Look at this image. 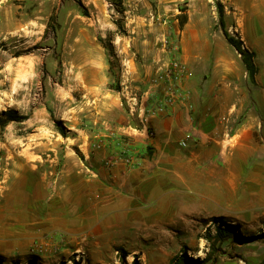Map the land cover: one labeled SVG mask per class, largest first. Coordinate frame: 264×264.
<instances>
[{
  "label": "rangeland",
  "instance_id": "1",
  "mask_svg": "<svg viewBox=\"0 0 264 264\" xmlns=\"http://www.w3.org/2000/svg\"><path fill=\"white\" fill-rule=\"evenodd\" d=\"M218 2L0 0V187L18 184L23 176L19 167L26 157L35 158V150L47 158L57 150L58 158L37 159L46 167L29 178L43 174L51 179L50 188L60 185L65 142L72 145L83 130L98 133L105 126L121 127L118 151L127 167L121 173L134 169L138 160L131 157L128 143L136 136L148 139L152 129L147 119L157 111L159 99L170 89L183 90L185 79L171 77V62L176 59L193 69L183 59V36L189 33L192 41L194 29L201 28L224 35ZM10 109L22 120L9 119L4 112ZM56 120L65 126L66 137ZM114 162L108 157L100 163L102 171L91 168L89 176L119 187ZM173 206L163 221L157 214L154 221L146 216L143 225L120 232L111 245L71 254L64 250V235L43 234L34 236L31 261L1 262L170 264L187 255L186 264H264V202L256 211L236 205L225 213L244 238L233 236L215 247L207 238L216 233L217 215L190 205L185 210Z\"/></svg>",
  "mask_w": 264,
  "mask_h": 264
},
{
  "label": "crops",
  "instance_id": "2",
  "mask_svg": "<svg viewBox=\"0 0 264 264\" xmlns=\"http://www.w3.org/2000/svg\"><path fill=\"white\" fill-rule=\"evenodd\" d=\"M217 1L224 6L228 32L255 52V77L225 35L194 29L191 41L185 34L183 59L193 68L182 83L187 98L151 114L150 137L128 143L138 165L121 173L127 167L118 151L122 132L117 126L98 133L83 130L74 144L65 142L61 183L53 188L43 174L29 177L46 167L37 159L53 162L57 150L48 158L35 150V158L21 163L18 184L0 187V260L31 261L34 238L43 234L64 235V250L71 254L111 245L117 234L143 225L146 216L154 221L157 214L163 221L171 204L217 216L236 205L259 209L264 202V0ZM108 157L115 158L119 187L89 176L91 168L102 171Z\"/></svg>",
  "mask_w": 264,
  "mask_h": 264
},
{
  "label": "trees",
  "instance_id": "3",
  "mask_svg": "<svg viewBox=\"0 0 264 264\" xmlns=\"http://www.w3.org/2000/svg\"><path fill=\"white\" fill-rule=\"evenodd\" d=\"M218 7V12H219V20H220V26L222 27L223 33L226 36L228 42L233 45L238 52H240L242 54V58H243V62L250 74V76L252 78L255 77V75L258 73V66L255 62V52L251 51L250 49H248L243 40H241L240 38H236L235 36L231 35L228 30L226 29V23H225V10H224V6L218 2L217 4ZM5 115L8 116L9 119L12 120H18L21 121L22 118H18L17 116H15L16 111L13 109L7 110L4 112ZM56 122L59 124V133L62 136H67V130L65 128L64 125H62L59 121L56 120ZM213 221L216 223L217 227H216V233L214 236H208V241L212 243V245L215 247L216 242H222L226 239H229L230 237L233 236H239L241 238H244V236H242V234H240L239 232H237V225L233 224V223H229L225 220L224 216H215L213 217ZM264 236V233L262 234ZM188 257L187 255H182L178 258H174L172 259V261L170 262V264H186L188 261ZM0 264H2L1 260H0ZM14 264H18V263H14ZM31 264V262L29 263ZM134 264H139V262L136 260Z\"/></svg>",
  "mask_w": 264,
  "mask_h": 264
},
{
  "label": "built area",
  "instance_id": "4",
  "mask_svg": "<svg viewBox=\"0 0 264 264\" xmlns=\"http://www.w3.org/2000/svg\"><path fill=\"white\" fill-rule=\"evenodd\" d=\"M170 74L176 82H180V80L189 77L191 72L182 62L175 59L171 62ZM178 97L187 98L186 93L181 90L180 87L168 90L167 93L159 99L157 111L162 112L172 107L176 103ZM182 145L186 146V143L182 142Z\"/></svg>",
  "mask_w": 264,
  "mask_h": 264
},
{
  "label": "bare ground",
  "instance_id": "5",
  "mask_svg": "<svg viewBox=\"0 0 264 264\" xmlns=\"http://www.w3.org/2000/svg\"><path fill=\"white\" fill-rule=\"evenodd\" d=\"M126 177V176H125ZM204 208V207H203Z\"/></svg>",
  "mask_w": 264,
  "mask_h": 264
}]
</instances>
